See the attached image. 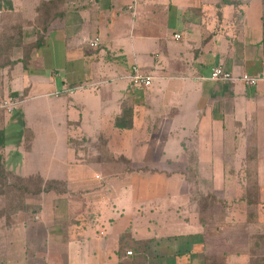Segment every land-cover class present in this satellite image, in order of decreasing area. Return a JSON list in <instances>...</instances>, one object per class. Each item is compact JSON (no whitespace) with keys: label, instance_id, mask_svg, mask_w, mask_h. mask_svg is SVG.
<instances>
[{"label":"crops","instance_id":"0c3cea01","mask_svg":"<svg viewBox=\"0 0 264 264\" xmlns=\"http://www.w3.org/2000/svg\"><path fill=\"white\" fill-rule=\"evenodd\" d=\"M41 1L13 0L15 4L22 3L23 7L22 11L16 12L11 17L22 19L19 22L24 24V28L29 33L26 37L28 41H35L41 37L44 38V43L34 49L28 67H25L22 60V47L18 46L11 55L15 62L0 69V122L4 119L2 113L13 112L26 99L46 100L52 109L54 119L49 130L56 132L53 148L56 150L61 146V152L54 151L51 154L50 162H53L52 158L59 157L62 159H59L60 162H63L66 157L74 164L87 163V161L111 164L116 159L122 163V155L114 151L113 141L106 132V129H109L110 133L112 126L116 129L130 126L133 132L136 130L143 132L147 135L148 143L142 159L136 158L138 163L129 165L126 163L124 172L116 173L118 178L112 180L109 176L104 184L95 187L101 191L98 195L103 194L101 201L96 199L98 196L95 197V191H90L87 185L85 189L79 187L77 191L72 190L68 180L54 175L50 168L23 172L7 168L23 178L39 175L44 180H62L66 183L65 192L50 189L34 194L41 196L39 201L41 204L27 202L25 210L31 212L29 222L44 219L41 230L48 229L54 205L63 209L78 208L77 215L70 219L64 237L68 241L70 264H119L120 250L126 253L128 250L133 251L139 241L145 240H149V247L150 242L155 238L143 235L140 226H146L149 231L157 226L160 220L154 216L158 215L155 214L157 210L162 213L160 215L172 220L173 223L180 220L190 227H194V224L199 225L197 230L204 232L206 241L205 229L208 223L200 220V207L196 198L198 190L193 191L185 187L187 181L182 173L183 170L179 171L181 178L177 179L178 181L181 179L182 182L181 186L177 185L176 190L170 189L173 183L171 177L175 171L181 169V162L185 163L183 169H186L187 162L194 161L198 169L197 179L203 162H210L212 172L208 177V187L204 188L211 190L209 193L214 195L219 189H224L226 193L225 161L234 165L240 163V166L247 164L251 160L255 161L253 159L255 156L250 155L251 148H248L254 146L259 150L260 147H264V143L258 144L254 138L255 144L243 145L244 148L240 150L241 155L239 151L230 155L231 150L225 149L226 142L223 135L227 129L226 123L229 121L235 125L234 131H238L239 127H243L245 131L241 133L243 137L241 134H235L234 143L245 139L248 130L256 131L254 137L264 140V78L256 85H247L242 81L216 80L211 76L213 67L220 62L226 69L236 74L264 76V0H225L224 2L223 0H149L143 1L142 4L138 2L137 7L136 1L123 4L121 0H69L71 4L67 7L65 15L55 18L47 29L32 24L38 14L37 6ZM171 3L179 6L184 29L175 31L174 39H163L160 35L165 27L162 20L169 17ZM1 6L3 9H17L13 6L7 7L5 4ZM140 6L147 19L148 29L141 27L137 31L131 29L134 53L126 64L115 68L109 61L112 59L111 52L114 50L122 52L125 47L120 43L122 38L116 34L121 33L117 30V21L126 9L137 11ZM93 19L95 24L92 22ZM114 20L116 24L113 23ZM177 34L180 36L178 37ZM94 37L99 38L97 47H92L89 43ZM89 48L96 49L91 70L87 69ZM61 56L62 65L55 62L51 76L45 74L46 70L41 65L37 66L38 63L42 64V61L52 64L56 57ZM133 66H138L145 73L153 74V84L149 87L134 86L129 78ZM60 81L64 87L62 91L60 90L63 87L58 88ZM72 84L76 87L70 88ZM10 97L20 99L17 107L10 109L1 105L4 99ZM188 117L195 118L193 121L195 124L191 129L196 131L203 129V120H208L211 135L203 146L200 145L202 141L187 140V137L181 135L175 137L176 139L170 137L174 127L183 130L181 132H188L187 122L184 121ZM26 128L32 129L30 124ZM31 138L33 141L37 138V134L33 131ZM142 145L143 143L139 144L136 141L137 148ZM64 147L66 152L63 154ZM191 147H195L193 152L189 150ZM26 148L32 150L31 141ZM168 152L175 154L177 161L170 155L164 159ZM204 155L210 159L207 160ZM259 155L261 157V153ZM4 161L6 165L5 156ZM153 163L156 165H151ZM174 163L177 165H173ZM158 164L160 166H157ZM239 167L234 166L233 169H237L236 172L239 173ZM127 174L134 176L133 178L137 179L136 183L132 178L125 185L122 177ZM257 176L260 178V172ZM96 177H99V174H96ZM240 180L242 188H245L244 176L241 175ZM158 181L161 184H158ZM116 186L120 188L117 190ZM112 192L115 196L119 195L122 202L118 203L117 197H111L114 212L108 211L107 219H110L113 225H117V229H115V239L112 238L113 245H108L107 241L100 243L97 239L108 237L109 231L101 219L106 212L105 208L110 206L105 205V201L108 200L106 195ZM258 192L260 195V183ZM201 193H204L203 190ZM245 193L246 190L242 196ZM58 194L65 195L62 204H54L56 201L54 196ZM159 195L164 196L169 203L168 206L164 208L159 206L161 204ZM183 195L185 197L180 198ZM128 197L133 207L132 218H124L125 213L120 211L126 210L128 202L124 199ZM185 205L187 212L181 210ZM114 209H117L118 213H115ZM44 210L47 211L46 218L43 214ZM22 211L15 215L18 216ZM171 211L173 214H170ZM196 213L197 217H195ZM144 216L149 222L139 223ZM2 217L8 218L6 216L0 218ZM117 221L122 222L123 225L119 227ZM21 223L26 226L23 221ZM17 224H14L13 228ZM94 224L99 226L97 225L98 228L94 226L90 233L89 227ZM122 236L124 238L121 240ZM52 240L53 237L49 232V238L42 237L38 243L45 248ZM205 241L193 243L196 244V259L199 264H205L207 246ZM185 250L176 248L171 253L179 261L187 262L192 258V250L189 247ZM30 252L33 253L32 249ZM131 254L127 253V255ZM146 256L149 264L148 248ZM237 258L238 254L235 256V259Z\"/></svg>","mask_w":264,"mask_h":264},{"label":"rangeland","instance_id":"374dc122","mask_svg":"<svg viewBox=\"0 0 264 264\" xmlns=\"http://www.w3.org/2000/svg\"><path fill=\"white\" fill-rule=\"evenodd\" d=\"M130 1H136L137 7L138 2L142 4L143 1L148 2L149 0H121L120 2L125 4L129 3ZM2 4L7 5V7L13 6L17 9H3V7L1 6ZM14 4L15 3H13V0H0V33L8 25V20L5 17L6 14L10 15L11 17L16 12L22 11V3L16 2V4ZM180 8L182 9V7ZM92 22L95 24V19H93ZM113 23H115V20ZM162 23L165 24L163 33H160V35L163 36V39L173 38V34L175 31H182L184 29V23L182 22V19L180 17V9L178 4L175 5L171 3L170 15L167 19L162 20ZM147 25V19L144 16L141 6L137 11L136 9H134L133 11H129L128 9H126L125 13L121 16L120 19H118L116 25L117 30H120L121 32H117L116 34L122 38L120 43L124 44L125 47L122 52L115 50L111 52L112 59H110L109 61L112 62V66H114L115 68H119L121 65L126 64L131 59V54L134 53L131 44L133 39L131 29L134 28L135 31H137L139 27H141V29H148ZM88 51H90V54H88L87 57V69L91 70L94 65L93 57L96 53V49L89 48ZM62 61L63 57L61 56L56 57L52 64L42 61V64L38 63L37 66L41 65L46 70L45 74L51 76V71L54 63L57 62V64L62 65ZM62 85L63 84L60 81L58 83V88L63 87ZM73 85L75 84L70 85V88L76 87ZM131 88L133 87L131 86ZM63 89L64 87L61 88L60 91H62ZM2 115L4 119L2 122H0V138L3 140V147L1 151L4 152V156L6 159V169L9 168L23 172L24 170L30 171L50 168L52 169L54 175L56 174V176L60 178L67 179V182L71 185L72 190L77 191L79 187H83L85 189V185H87L91 189L90 191H95V197L97 195L98 197L96 199L99 201L103 199V194L98 195L101 191L95 187L104 184L105 180L109 176H111L112 180L114 178H118L119 176L118 174H116L117 172H124L123 169L127 164L129 165L131 163H138L139 161L137 159H142V156L145 155V152L147 151V135H144L143 132H140L138 130L133 132L130 126H125L121 129H116L112 126L110 133L108 132L109 129H106V132L107 135L110 136V139H112L113 141L114 146L112 145V147L114 151L116 150L122 155V163L116 159L111 164H105L101 161H87V163L74 164L70 163V161H68V158L66 157L65 159L63 158V162H60V160H62L60 159V157L52 158L53 162H50L51 159L49 158L51 154L54 151L61 152V146L56 150L53 148L56 132L49 130V127L54 122V119L52 116V109L50 108L49 104L46 103V100L26 99V101L21 102L20 106L13 112L2 113ZM184 121L187 122V129H189L187 130L188 132H181L183 130H178L176 129V127H174V130L170 137L175 138L181 135V137H187V140L191 139L194 141H202L200 145L203 146L206 143L207 138H210L211 135V131H209L210 127L208 124V120H203V129L200 131L191 129V127H193L195 124V122H193L195 121V118L188 117V119H184ZM29 124L33 130H29L26 128ZM104 126L106 127V123H104ZM233 127H235V125H232L231 122L227 121L225 127L227 129H225L223 133L226 142L225 149L231 150L230 155H233L237 151H239V154L241 155L240 150L244 148L243 145L249 146L255 144L254 138L256 139V143H264V140H258L256 137H254V135H256V131L254 130H248L249 132L245 136V139L234 143L235 134L238 133L237 135H240L241 133H245V131L243 127H239L238 131H234ZM32 131L37 134V138L35 141H33V138H31ZM241 137H243L242 134ZM30 141L31 145L33 146L32 150L26 148ZM136 141H138L139 144L143 143V145L137 148L135 146ZM191 143L195 142L191 141ZM194 148L195 147H191L189 148V150L193 152ZM248 149H250L251 157L255 156L253 158L255 161L251 160L247 164H241V166L240 163L234 165V163L232 162L225 161V173L227 177L225 189L226 193L224 192V189H219L218 192H216L217 194H215L218 200L212 207L211 220L208 222L207 229H205L206 241L204 240V232L197 230L199 229V225L194 224V227H190L188 224H183L180 220L173 223L172 220H168L166 217L160 215L162 213H160L158 210L155 212V214L158 215H154L156 218H160L157 226L152 227L151 231H149L146 226H140L142 227L140 228V230L143 235H146V237L155 238L154 240H152V242H150L148 247L149 264H199V261L196 259V244H193L195 241H200L199 243L203 241L207 242V248L205 247V254L223 253L224 251H228L230 252V255H234L230 256L232 264H248V259L245 257V253L249 252L248 248H252L254 243L253 237L264 234V147H260L259 150L257 149V147L254 148V146L249 147ZM64 150L65 147L62 150L63 154L64 152H66ZM259 153H261V157ZM168 155L172 156L174 160L177 161L176 155H172V153L169 152L164 156V159ZM204 156L207 157V155ZM226 156L227 158L229 157L228 150L226 152ZM208 159L210 158L207 157V160ZM151 165H156V163H153ZM173 165L176 166L177 164L174 163ZM195 165L197 164H195L194 161L187 162L186 169H183L185 167V163L181 162V169L175 171L173 173V177H171L173 183L172 186H170V189L176 190V188L178 187L177 185L181 186L182 180L179 179L178 181L177 178H181V172L179 171L183 170L182 173L186 177L187 181V184L185 186L187 189H193V191L198 190L197 192H201V190H203L205 195L210 194L209 191L211 190L205 189L204 187H208V177L211 176L212 172L210 167L212 166L211 163L203 162V167L201 168L197 179L196 175L198 169ZM157 166H160V164H158ZM234 166H240L238 171L239 173L236 172L237 169H233ZM251 169L253 172H255L256 176L258 175V172H260V178H258L257 176V179L258 190L259 183L261 184V194L258 196L259 200H261L260 204L256 207L259 219L254 218L252 220H249L247 202L242 198V193L247 190V186L245 188H242V185L240 183V176H244V184H249L254 180V178H252L250 175L251 173H253ZM240 172H242L241 175ZM96 174H99V177H96ZM133 177L134 176L127 174L125 177H122V181H125L126 185ZM132 181L136 183L137 179L133 178ZM158 184H161V182L158 181ZM219 185H221V182L219 183ZM116 187L117 190L120 188V186ZM64 196L65 195L63 194L54 196L56 200L54 201V204H60L61 202H64ZM86 196L87 195H85V197ZM92 196L94 197V195ZM106 196L108 200L105 201V205L109 204L110 206H107L105 208L106 212L103 214L101 220L105 222V225L107 226L109 232L107 239L102 238L100 240L97 239V241L100 243L107 241L108 245H113L112 238L115 239L116 237L115 229H117V225H113V222H111L110 219H107V213H109L108 211L114 212V204L111 197H114L115 195L112 192L110 195ZM115 197L119 199L118 203L122 202L119 195L116 194ZM183 197L185 196L183 195L180 198ZM158 198L161 199V204H159L161 208H164L166 205L168 206L169 203L165 200L163 195H159ZM24 199L28 203H37L38 205L41 204V202H39L41 201V196L39 195H34L31 193L25 194ZM133 199L140 200L139 198ZM124 201L128 202L127 205L124 204L126 205V210L120 211L122 213H125L124 218H132L131 215L133 212V207L131 205L130 198H125ZM4 202V196L0 197V206H2ZM115 202L117 203L116 200ZM53 208L54 210L52 214H50L51 220L49 221V231L46 228L41 230L42 224H44L45 222L44 219L41 221L29 222V218H31V212H27L26 210H23L18 216L12 215L8 218H0V264H21L23 261V264H70L71 255L68 248V241L65 240L64 237L66 236V231L68 229L70 219L77 215L79 210H77V207H75L76 209L72 210L70 208H58L55 207V205L53 206ZM183 209L185 212H187L186 205L185 207H182L181 210ZM114 210L115 213H118L117 209ZM126 212H128V214ZM163 213L166 214V212ZM43 214H45L46 218L47 211L44 210ZM170 214H173V211H171ZM149 215H151V217L153 216L152 214ZM162 217L163 219H161ZM195 217H197V213L195 214ZM142 219L143 220H140L139 223L149 222V219L145 218V216ZM22 221L26 224V226L21 223ZM17 223H20L21 225ZM117 223L119 224V227L123 225L120 221H117ZM14 224H17L15 228H13ZM97 225L98 224L91 225L89 227V232L91 233L93 227ZM49 232L53 237V240L51 244L49 242V245L43 248L41 247V244L39 245L38 242L42 237L43 239L44 237L49 238ZM191 232H193V234H191ZM174 233L178 234L175 235ZM188 247L192 250V258L190 261L181 262L177 259V257H175V255L171 253V251L176 248L185 250L188 249ZM31 249L35 255L30 252ZM261 251H264V240L262 243V247L259 249V252ZM237 254L238 258L235 259V256H237ZM248 254L251 257V253Z\"/></svg>","mask_w":264,"mask_h":264},{"label":"trees","instance_id":"16d2710c","mask_svg":"<svg viewBox=\"0 0 264 264\" xmlns=\"http://www.w3.org/2000/svg\"><path fill=\"white\" fill-rule=\"evenodd\" d=\"M224 1L225 0H223V2ZM70 4L71 2L69 0H42L37 6L38 14L35 20L32 21V24L34 23L36 27L41 29H47L55 18H61L65 15L66 9ZM5 17L8 20V25L0 33V69L7 64L12 65L15 62V60L11 58V55L13 54L14 48L18 46L22 47V60L25 67H28L34 49L44 43V38L40 37L35 41H28L26 37L29 33L27 29L24 28V24L19 22L22 21V19L12 18L8 14H6ZM2 146L3 140L0 138V197L4 196L5 198L4 204L0 206V217H9L17 214L21 210H25L27 208V202L24 197L27 193L39 194L42 191L50 189H56L59 192L67 191L66 183L62 180H44L39 175L23 178L7 170L5 167L4 154L1 151ZM253 173L250 175L254 180L246 184L247 190L243 195L248 206L249 220L254 218L258 219L256 207L260 204L258 198V179L255 172ZM196 198L200 207V220L203 223H208L211 220L212 207L218 198L214 194L205 195L201 192L196 193ZM123 238L124 236L121 237V240ZM253 239L254 243L252 248H248V253H251V257L247 252L245 253L248 264H264V251L259 252L264 240V234L254 236ZM148 242L149 240L139 241V243L134 246L131 255H127L125 251L120 250L119 264H147L146 251ZM204 263L232 264L230 252L224 251L223 253L205 254Z\"/></svg>","mask_w":264,"mask_h":264},{"label":"built area","instance_id":"2783aa9c","mask_svg":"<svg viewBox=\"0 0 264 264\" xmlns=\"http://www.w3.org/2000/svg\"><path fill=\"white\" fill-rule=\"evenodd\" d=\"M177 36L179 37L180 34H177ZM89 43L92 47H97L99 44V38L94 37L89 41ZM211 76L216 80H225L232 82L242 81L247 85H256L261 79L264 78L263 75H253L249 73L236 74L226 69L222 62L216 64L213 67ZM129 78L132 84L138 87H149L154 82V75L141 71L138 66H133L132 72L129 74ZM19 103V98L10 97L8 99H4L1 105L12 109L14 107H17ZM127 253L131 254L132 250H128Z\"/></svg>","mask_w":264,"mask_h":264}]
</instances>
